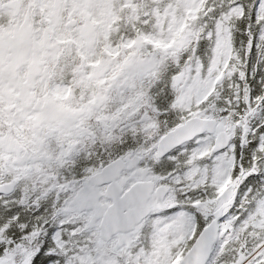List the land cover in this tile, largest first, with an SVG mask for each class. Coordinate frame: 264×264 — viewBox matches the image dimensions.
I'll return each instance as SVG.
<instances>
[{
	"label": "snow or ice",
	"instance_id": "obj_1",
	"mask_svg": "<svg viewBox=\"0 0 264 264\" xmlns=\"http://www.w3.org/2000/svg\"><path fill=\"white\" fill-rule=\"evenodd\" d=\"M0 264H264V0H0Z\"/></svg>",
	"mask_w": 264,
	"mask_h": 264
}]
</instances>
